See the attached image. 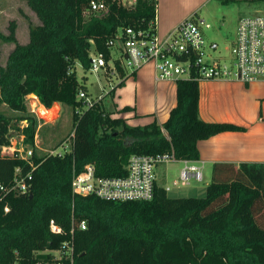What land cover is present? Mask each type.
Returning <instances> with one entry per match:
<instances>
[{
  "label": "trees",
  "instance_id": "trees-1",
  "mask_svg": "<svg viewBox=\"0 0 264 264\" xmlns=\"http://www.w3.org/2000/svg\"><path fill=\"white\" fill-rule=\"evenodd\" d=\"M90 1L25 0L39 20L29 28L28 41H17L14 20L6 35L0 33L14 43L0 65V264H47L49 251L65 243L73 246L72 264H264V164L214 163L202 197H169L156 184L149 201L73 193V174L87 164L95 176L106 178L125 176L134 154L196 160L199 140L238 128L200 118L194 80H176V103L161 123L131 126L126 118L113 117L101 100L78 99L86 87L76 76V63L88 71L90 52L113 60L120 80L108 91L112 94L135 71L125 74L108 41L119 29L155 27L156 0L125 6L106 0L105 13L85 19ZM31 94L46 108L60 103L71 114L68 135L50 145L54 149L68 140L70 150L51 155L34 148L35 168L17 153L1 155L21 121H27L25 141L33 143L38 119L25 105ZM17 169L20 175L31 172L27 192L13 188ZM50 220L61 232L50 230ZM80 220L85 229L78 227Z\"/></svg>",
  "mask_w": 264,
  "mask_h": 264
},
{
  "label": "built area",
  "instance_id": "built-area-1",
  "mask_svg": "<svg viewBox=\"0 0 264 264\" xmlns=\"http://www.w3.org/2000/svg\"><path fill=\"white\" fill-rule=\"evenodd\" d=\"M112 1L124 5L123 0ZM126 3V5H131L135 3V0H126ZM107 9L106 0H91L89 3L90 13L102 14ZM203 27L209 28L210 24L192 14L180 21L163 37L157 35L155 27L153 31L127 27L119 29L115 36L108 41V45L118 53L119 57L116 58L124 71L127 69L132 73L146 63L152 62L156 80L183 79L198 82L202 80H236L245 84L264 81V14L244 16L239 20L229 59H214L206 51ZM212 47H216V45L214 44ZM90 59L89 71L97 73L102 70L109 77L119 78L113 60L106 62L102 55L94 52H90ZM76 97L87 102L91 101L82 89L78 91ZM18 126V131H11V137L14 134H20L16 136L19 148H13L11 144L2 146L1 155L17 153L20 159L35 168L34 148L42 150L37 135L41 123L38 121L32 145L29 144L25 147L23 146L25 143L23 128L27 126V121H21ZM11 142L12 139H10ZM11 149L15 152L9 153L8 151ZM69 150L70 147L68 148L67 144L62 143L59 147L44 150V152L51 155H62ZM175 161L170 154H134L128 159L125 176L106 178L95 176L93 166L87 164L82 171L73 174L72 191L77 195H93L106 200L149 201L154 196L156 166ZM182 163L178 181L175 180L174 185L178 182L183 185L188 184L191 179L202 181L201 167L192 163L191 160H182ZM16 172L18 176L14 178L13 188L27 192L30 186L28 182L32 178L31 172L28 171L24 175H20L19 169ZM78 227L85 229V220L78 221ZM49 228L54 233H59L62 230L53 220H50ZM49 253L52 254V257L47 264L73 263V246L70 243H65L57 250H50Z\"/></svg>",
  "mask_w": 264,
  "mask_h": 264
},
{
  "label": "crops",
  "instance_id": "crops-1",
  "mask_svg": "<svg viewBox=\"0 0 264 264\" xmlns=\"http://www.w3.org/2000/svg\"><path fill=\"white\" fill-rule=\"evenodd\" d=\"M192 9L188 11L191 12ZM165 12L161 0H156L155 31L161 37L180 21L191 15L190 12H185L180 17H167ZM0 33L6 35V27L4 30H0ZM12 48L6 49L0 43V59L5 57L4 61H6ZM104 74L109 79L110 88L115 86V83L111 82L112 77H109L106 73ZM263 82H252L249 83L250 86L243 83L244 87L241 86L242 83L239 81H199L200 118L209 122H226L238 127L236 130L218 133L197 142L199 157L196 160H191V162L201 167V171L207 166L211 172L213 164L217 162L231 163L235 167L241 163L264 164V93L260 89ZM229 86L246 90L253 97L250 105H246L245 101L244 106L241 107L242 100L235 101L233 99V92L228 90ZM247 86L249 87L247 88ZM175 89L176 81L156 80L153 63L148 62L137 69L133 75L127 77L123 85L114 89L111 94L112 104L116 107L114 111L117 114H112V116L126 118L127 124L131 126L144 125L152 120L161 123L176 103ZM235 106L237 109L234 108ZM124 107H131L134 110L125 113L120 112ZM233 110L236 112L231 114L230 112H233ZM174 163L178 164L175 176L177 177L183 163L182 161H175ZM164 166L163 164L156 166L155 184L163 187L169 196V191H172L168 180L170 175H168ZM203 177L202 172V180ZM175 180H172V184ZM193 181L198 182L191 179L187 185H190Z\"/></svg>",
  "mask_w": 264,
  "mask_h": 264
},
{
  "label": "rangeland",
  "instance_id": "rangeland-1",
  "mask_svg": "<svg viewBox=\"0 0 264 264\" xmlns=\"http://www.w3.org/2000/svg\"><path fill=\"white\" fill-rule=\"evenodd\" d=\"M162 7L166 10L167 17H180L185 12L194 14L195 17L203 19L210 24L209 28H202V33L206 41V51L214 59H229L231 57V47L236 38V30L239 20L244 16L253 14H264V2L260 0H161ZM122 3L126 5V0ZM189 13V14H190ZM98 14L87 13L85 19H88L91 15ZM11 20L16 21V38L20 44H24L28 41V31L31 26L39 24V20L34 12L27 6L25 0H0V30H4L8 33V24ZM0 43L4 48H12L14 43L6 42L0 39ZM216 47H212V45ZM112 57H119L118 53L113 51ZM5 57L0 59V64H5ZM150 63V62H149ZM76 76L78 80L86 87L85 93L91 100H101L105 110L115 112V106L112 104V95L108 93L110 88L109 79L102 70L99 72L85 71L79 63L75 66ZM126 74L130 71L125 70ZM112 83H117L120 79L118 77H112ZM236 81V80H232ZM241 82V81H239ZM241 86L243 82H241ZM250 86V84H249ZM247 86V88L249 87ZM245 87V86H244ZM261 91L264 93V82L260 85ZM228 90L233 92V99L240 101V106L243 107L246 101V105H250V94L240 88L228 87ZM244 100V101H243ZM26 109L28 112L35 114L38 121L43 125L40 131H38V143L42 150H37L38 154L44 152V150H50V145L57 143L60 139L66 137L70 132V109L64 107L60 103H54L50 108H46L41 104L36 97L29 95L25 101ZM43 107V108H42ZM56 109L54 114L50 115L46 112L45 115H41L42 109ZM237 109V107H234ZM34 112H33V110ZM3 112L10 114L5 107L2 108ZM236 111L230 112L234 114ZM40 119V120H39ZM43 122V123H42ZM41 127V126H40ZM39 130V128H38ZM35 134V133H34ZM20 134H14L11 139V147L19 148L17 144L16 136ZM67 144L69 148V141L63 142ZM29 145L26 141L23 146ZM61 148V147H60ZM59 148V149H60ZM14 150L8 151L12 153ZM15 152V151H14ZM164 168L168 173V180L171 185L172 191H169L170 197L175 196H194L202 197L205 194V186L210 181V170L206 166L203 172V180L198 182H191L190 185L181 184L178 182L176 185L172 184V180L178 181L176 176V167L178 164L171 162L165 163Z\"/></svg>",
  "mask_w": 264,
  "mask_h": 264
},
{
  "label": "bare ground",
  "instance_id": "bare-ground-1",
  "mask_svg": "<svg viewBox=\"0 0 264 264\" xmlns=\"http://www.w3.org/2000/svg\"><path fill=\"white\" fill-rule=\"evenodd\" d=\"M43 108V107H42ZM54 111H56V109H49V110H45V109H42L41 110V115H45L46 112H51L50 115L54 114Z\"/></svg>",
  "mask_w": 264,
  "mask_h": 264
},
{
  "label": "water",
  "instance_id": "water-1",
  "mask_svg": "<svg viewBox=\"0 0 264 264\" xmlns=\"http://www.w3.org/2000/svg\"><path fill=\"white\" fill-rule=\"evenodd\" d=\"M90 60H91V59H90ZM31 96H32V97H36L35 94H31ZM40 113H41V111H40Z\"/></svg>",
  "mask_w": 264,
  "mask_h": 264
}]
</instances>
